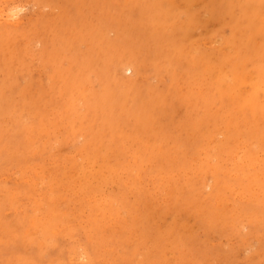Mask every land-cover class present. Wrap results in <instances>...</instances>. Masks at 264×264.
<instances>
[{
	"label": "rangeland",
	"instance_id": "1",
	"mask_svg": "<svg viewBox=\"0 0 264 264\" xmlns=\"http://www.w3.org/2000/svg\"><path fill=\"white\" fill-rule=\"evenodd\" d=\"M0 13V264H264V0Z\"/></svg>",
	"mask_w": 264,
	"mask_h": 264
},
{
	"label": "bare ground",
	"instance_id": "2",
	"mask_svg": "<svg viewBox=\"0 0 264 264\" xmlns=\"http://www.w3.org/2000/svg\"><path fill=\"white\" fill-rule=\"evenodd\" d=\"M7 3H8V2H7ZM17 3H18V2H17ZM17 3H15V4H17ZM9 4L12 5V4H11V1H10V3H8V5H9ZM18 4H19V3H18ZM10 5H9V6H10ZM15 6H17V5H15ZM15 6H14V7H15ZM18 6H19V5H18ZM18 6H17V7H18ZM10 7H11V6H10ZM10 7H8V8H9L8 10H10ZM20 7H21V6H20ZM20 7H18V8H20ZM13 10H14V9H13ZM20 10H21V8H20ZM4 12H5V11H4ZM0 14H1V13H0ZM4 14H5V13H4ZM0 16H1V15H0ZM8 17H10V16H8ZM5 18H7V16H5ZM7 19H8V18H7ZM5 21H6V20H5ZM5 21H4V22H5ZM15 23H16V21H15ZM13 24H14V23H13ZM16 24H17V23H16ZM16 24H15V25H16ZM211 145H212V144H211ZM206 149H207V148H206ZM40 185H41V184H40ZM123 211H124V210H123Z\"/></svg>",
	"mask_w": 264,
	"mask_h": 264
}]
</instances>
